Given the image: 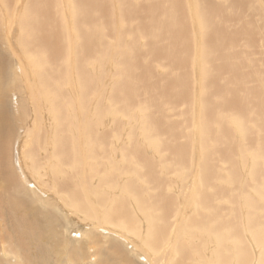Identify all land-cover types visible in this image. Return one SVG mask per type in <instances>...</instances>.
Returning <instances> with one entry per match:
<instances>
[{
	"label": "bare ground",
	"instance_id": "bare-ground-1",
	"mask_svg": "<svg viewBox=\"0 0 264 264\" xmlns=\"http://www.w3.org/2000/svg\"><path fill=\"white\" fill-rule=\"evenodd\" d=\"M52 1L48 10L42 0H0V17L6 21L25 6L16 19L18 45L26 58L15 60L8 34L0 32V264H264V28L249 32L244 15L247 26L231 29L230 23L218 37L211 34L214 22L202 18L199 43L186 38L192 33L184 30L186 0H117L116 10H109L106 0ZM250 3L238 0L230 8L242 18L240 10L246 6L248 11ZM216 11L218 19L233 22V13H222L219 5ZM134 17L139 21L135 26ZM127 36L132 42L120 40ZM143 39L147 47L141 49ZM107 51L120 57L115 66L107 64ZM107 67L117 70L119 87L108 83V73L100 76ZM188 76L204 85V117L218 120L229 114L237 124L241 141L236 149L243 166H220L217 184H198L189 215L180 213L182 201L173 192L177 179H172L179 176L175 169L166 166L161 173L142 176L147 185H157L146 186L144 195L132 180L140 174L139 150H155L153 162L166 153L171 161L180 154L179 147L163 150L161 144L163 136L171 137L166 143L178 137L174 119L185 115L190 100ZM85 80L99 92L84 87ZM32 84L39 88V102L30 99ZM41 106L48 111L45 117ZM30 112L40 134L32 129L26 135L45 155L27 154L25 161L20 143ZM68 144L82 165L80 172L76 163L69 164L72 178H81L78 185L62 178L70 173L64 158ZM94 157L105 162H91ZM43 170L54 176L57 201L34 180L45 175ZM106 170L131 180L119 188ZM168 189L174 198L166 196ZM178 215L183 230L199 232L180 233L168 252L167 222ZM212 243L215 247L207 250Z\"/></svg>",
	"mask_w": 264,
	"mask_h": 264
},
{
	"label": "rangeland",
	"instance_id": "rangeland-1",
	"mask_svg": "<svg viewBox=\"0 0 264 264\" xmlns=\"http://www.w3.org/2000/svg\"><path fill=\"white\" fill-rule=\"evenodd\" d=\"M42 1L46 4V6L48 7V10L50 6L54 3L52 0H42ZM236 1L238 0H186L187 3L185 5L186 13H185L184 30L187 31L188 33L192 32L191 35L189 34L186 37V38L189 37L188 41H192L191 39L193 38L194 40H196V42L200 43V38L198 36H199L200 29H201V19L202 18H204L208 22H212V21L214 22V25L212 26V29H211V34L216 35L218 37H221L219 35V31L221 33H225L226 32L225 26L230 25V23L232 26V28L230 26L231 29L238 28L240 26H247V23L244 20V15H245V19H247V16H248V31L249 32L256 33L260 29L264 28V0H249L252 3L248 4V11H247L246 6L242 7V10H240L241 13L239 14L243 16L242 17L243 23L244 22L246 23V24L244 23V25L242 24V21H241L242 18L237 15V12H239V10L237 8H234V9L230 8L233 6V5L231 6V4ZM104 3H106V7L109 10H116L115 7L118 8L117 0H106V2L104 1ZM201 3L203 4L202 6V8L204 9L203 12H201V5H200ZM218 5L220 6L222 13L224 14L233 13V16H234V18H232L233 22H228L227 20H224V19L220 20L216 17L217 15L216 7ZM18 7L19 5L16 6V11L18 9L19 11H21L20 10L21 7L19 8ZM24 9H25V6L22 7V14L20 15L17 14L15 17L9 18V20L7 21L4 20V18L0 17V32L1 34L2 32H4L6 35L8 34L10 45L13 49V50L11 49L13 58L15 60L17 59L20 60L21 58H23V60L26 61V58L23 57L24 52L21 51L20 45H18V41L21 40V37L18 36V34H20V30H19V23H17V19H19V17L20 18L22 17L24 13ZM259 11H262V12H259ZM256 15L262 16L263 18L259 19L256 17ZM133 21H134V26L137 23H139V21L135 17ZM234 24H236V27ZM115 31L116 33L120 32L118 30H115ZM141 33L142 35L147 34L145 27H143ZM247 36H248V32H247ZM151 38H152V35L147 36V39L150 40ZM125 39L127 40L128 43L132 42L130 36H127L126 38H120L121 41ZM15 42H17V44ZM142 42L143 44L141 46L142 47L141 49H143V47L144 48L147 47L145 44L146 41L144 39L142 40ZM94 43H95V40H94ZM239 43H240V46L243 44L247 50L248 44L244 43L243 40L240 41ZM194 47H195V49H193V53L195 55L193 56L194 64L197 67L196 63L199 64V58L195 50H198V45H196L195 43ZM244 47H241V48L238 47L237 49H243ZM141 52H144V51H141ZM244 52H247V51H244ZM16 55L18 57H15ZM104 56H105L107 64L109 65L113 63L114 64L113 66H115V61L120 58L119 56L112 54V51H107L104 54ZM189 57L191 58L192 56H189ZM245 59H248V56H245ZM249 59H250L249 64L252 67H255V58L250 57ZM260 59H262V56ZM243 60L244 59L242 58L241 61ZM245 61L243 63H244L245 69L247 70L248 61L247 60ZM111 70H112L111 67L110 68L107 67V71H104L103 69V73L100 76H103L105 75V73H108V75L106 76L108 83L111 84L112 82V87L117 88L122 83L121 81L119 82L117 80L119 78V75L117 74V70L115 68H113V71ZM90 74H91L90 72L86 73V75H90ZM187 80H188L190 100L187 106L184 107L185 115L182 116L181 118L174 119L176 120L175 124L179 127V130L177 132L178 137L175 139V141L166 143L165 141L171 137L163 136V142L161 144V148L163 150H165L167 147H179L181 149L180 154L175 157V160L171 161L170 154L166 153L164 154L163 158H161L158 161L155 158L154 159L155 161L153 162L150 157V153H152L153 155V152H156L155 150H152V152L149 151L150 153L139 150L138 162L140 165H137V168L140 171V174H139V177H137L136 179H132V180L135 181L136 186L140 190V194L144 195L145 194L144 190H147L145 189L146 186L149 188V187H156L157 185H156V182H154V184L147 185L146 182L143 181L142 176L146 174L161 173L165 169L166 166H169L171 169H175L176 170L175 174L179 176H175L172 179V180L177 179L176 183L174 182L173 184V192H175L174 195H175L176 201L179 200L180 203L182 201V207L181 205H179L180 211H181L180 213L182 214L188 213L187 215H189L188 211L192 212L195 207L194 203L196 200L198 184L203 183L209 186L217 184L218 178L222 176V170L220 169V166L228 167L230 169L243 168V166L240 165L239 163V158H238L237 149H236L237 144L240 143L241 141V136H240L241 134L238 130L237 124L233 122V118L229 114H221V116L218 117L219 118L218 120L217 119L213 120V119L204 117L203 115V110H204L203 102L205 98L204 97V85L203 83H197L194 76H188ZM225 81L227 82L229 81V79L226 78ZM32 85H33L32 86L33 89L35 90H33L32 92H29V94L31 93L30 99L34 103L35 101L39 102L38 101L39 88L37 87V84H32ZM84 87L91 89L89 86L88 80H85ZM244 87L248 89V78L244 79ZM91 90L94 93L99 92L94 89H91ZM73 91L74 90L72 88V93H74ZM207 93L209 96H211L210 91H208ZM71 97L73 96L71 95ZM103 97L106 98L104 95ZM216 99H219V97H217ZM101 106L102 105L100 104V107ZM41 108H42V112H44L43 114L45 117L48 114V111L46 107L44 108L43 106H41ZM103 109L105 112L108 111L107 108H103ZM180 109H182V107L178 108L177 111H180ZM37 113L38 115H40L39 109L37 110ZM76 119L77 117L75 118V120ZM219 127L222 129V132H219ZM32 129L36 131V134H40L39 130H37L34 127V121L32 120V112H30L25 130H23L21 134L24 136L20 143L22 157L25 161L28 158L27 154L34 156V157H39V158L40 157L42 158V155H45V152L42 151V149L37 146L36 142L32 141L30 137L26 135V130H32ZM125 131L126 129L123 130V132ZM42 139H43L42 146L44 148L47 140L45 139V137H42ZM49 141L51 142V145H52L53 144L52 139H49ZM71 148L72 146L70 144L66 145L64 148L65 153H66L64 158L68 159V161L65 162L66 164H68V166L66 167V172L68 173L70 172V173L68 175L62 174V178L63 176H65L66 182L69 185H72V184L78 185L81 183V178L79 181L72 178L73 171L71 170L69 164L76 163L78 165L80 172L82 169V165L80 164V159L76 155V148H73V149ZM153 158H154V155H153ZM95 160H102L103 162H105V158H101V157L91 158V162ZM118 161H122V157H119ZM225 162L228 164L225 165L224 164ZM37 164L41 165L42 163L38 162ZM27 166H31V165H27ZM205 166L208 167L207 172L204 170ZM107 172L115 179L116 182L113 184L117 185V187L119 188L123 187L127 182L131 180L129 178H124V177L121 178L119 175V171L112 172L108 170ZM244 172L246 173V176H247L248 171L245 170ZM29 173L31 174L30 177L33 179L34 176H32L31 172ZM43 173H45V175L41 177L36 175L34 177V180L39 186V190L43 194H45L46 196H49L52 200H56L55 194H56V191L58 190V186L57 187L54 186V180H55L54 176L47 175L45 170H43ZM64 182L65 181H63V179L59 180L60 185L64 184ZM218 186H221V185L218 184ZM0 190H2L1 187H0ZM119 194L120 192L115 193L116 196H118ZM165 194L166 196L174 198L173 193L170 189L166 190ZM52 195L54 197H52ZM29 198L30 199L33 198L32 195H30ZM163 199L164 198L158 199L157 201H162ZM93 207L97 209L99 206L93 205ZM68 210L71 211V209L69 208ZM77 212L79 213V215H81L80 218H85L84 214H82L83 212L80 209ZM72 217L78 218V214L74 213ZM177 217L171 216L167 222L168 224L167 238L170 239V242L164 248V250L168 252L171 251V249L174 246H176L177 243L179 242L180 233L196 234L199 232L198 230L190 231V232H186L185 230H183L182 228L183 226L180 225L182 219L180 218V216L178 218ZM83 222H85V220H83ZM130 237L133 238L131 235ZM134 237L140 240L139 237L137 236H134ZM208 246L209 247L207 250L213 249L215 247L213 243L211 245L209 244ZM83 250H87V248L83 247L82 251ZM158 257L161 259L163 258L161 255H159Z\"/></svg>",
	"mask_w": 264,
	"mask_h": 264
}]
</instances>
